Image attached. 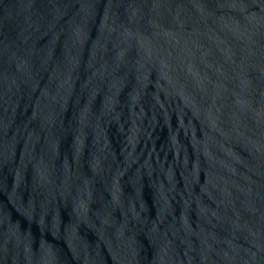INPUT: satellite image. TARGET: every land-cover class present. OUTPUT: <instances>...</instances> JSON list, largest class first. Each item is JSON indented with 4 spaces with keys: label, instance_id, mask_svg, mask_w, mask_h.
<instances>
[{
    "label": "water",
    "instance_id": "1",
    "mask_svg": "<svg viewBox=\"0 0 264 264\" xmlns=\"http://www.w3.org/2000/svg\"><path fill=\"white\" fill-rule=\"evenodd\" d=\"M0 264H264V0H0Z\"/></svg>",
    "mask_w": 264,
    "mask_h": 264
}]
</instances>
